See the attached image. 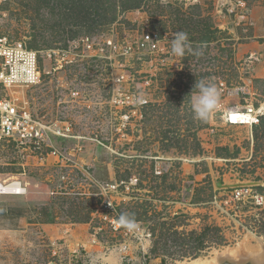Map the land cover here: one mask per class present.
<instances>
[{
    "label": "rangeland",
    "instance_id": "rangeland-1",
    "mask_svg": "<svg viewBox=\"0 0 264 264\" xmlns=\"http://www.w3.org/2000/svg\"><path fill=\"white\" fill-rule=\"evenodd\" d=\"M255 6L264 7V0H144L113 23L105 21L109 7L105 16L90 15L88 26L75 27L58 0H5L0 31L36 47L41 73V84L13 87L9 96L36 118L70 123L76 137L51 136L52 146L72 153L67 163L0 143V181L18 180L25 190L0 194V264H183L222 249L248 257L264 247V118L254 127L227 126L221 111L194 120L186 98L199 79L244 88L249 67L253 84L246 91L264 98V32ZM151 31L168 33L169 41L187 32L202 55L173 56L168 41L167 65L158 67L146 91L150 104L140 109L142 117L128 119L111 101L120 70L92 59L107 37L123 43ZM209 31L213 40L200 43ZM91 33L97 49H85L71 63L44 56L61 47L62 37ZM144 59H122L123 70L141 78L139 72L152 70ZM243 98L226 104L245 106ZM121 182L131 189L122 184L112 197L116 212L96 213L100 189ZM236 189L251 190L249 199L233 202ZM216 202L227 213L217 212ZM122 213L134 215L136 231H112L109 221ZM247 262L255 260L232 263Z\"/></svg>",
    "mask_w": 264,
    "mask_h": 264
},
{
    "label": "built area",
    "instance_id": "built-area-1",
    "mask_svg": "<svg viewBox=\"0 0 264 264\" xmlns=\"http://www.w3.org/2000/svg\"><path fill=\"white\" fill-rule=\"evenodd\" d=\"M5 0H0V9ZM169 41L168 33L161 35L156 31L145 32L139 40H125L123 43L116 41L114 37L103 39V49L95 55L92 61H101L108 64L109 68H116L120 73L112 81V104L123 110V117L130 119L131 116H143L140 109L150 104L146 91L149 90L156 77L155 71L167 65V58L170 51L167 49ZM97 49L94 38L83 36L79 40L69 42L67 48L49 49L45 51L44 56L49 60H54L58 64L71 63V57L82 55L85 49ZM144 55V62L152 69L150 71L139 72L141 78H137L131 73L123 70L127 65L121 62L122 59H128L134 55ZM84 58V56H82ZM250 62L253 59L250 58ZM122 69V70H121ZM118 70V71H119ZM137 73V74H139ZM249 76L245 81L243 88L240 85L232 88L227 81L219 80L218 88L222 93V106L215 112H224L222 122L231 127H254L261 123L264 118V98L257 100L256 94L248 93L246 90L253 84L250 67L245 71ZM41 84V73L39 68V51L31 49L21 40L11 39L0 31V143H14L19 149L26 151H35L40 157L53 156L62 163L70 161L71 152H63L50 144L51 136L70 139L75 138L73 126L68 122H47L43 119L36 118L34 114L19 105L8 94V89L13 87H31ZM124 85L128 88L124 90ZM133 87V92L128 91ZM236 95H242L245 106H228L226 100ZM74 98L79 97L78 92H73ZM241 116L240 119H233V116ZM212 116V115H211ZM137 182V180H136ZM125 182L115 185L103 186L97 196L100 198L96 206L97 212L112 211L116 212L115 200L112 198L119 193L121 185ZM128 191L131 189V183L127 186ZM120 195V194H119ZM251 195L249 189H236L233 192L231 200L235 203L246 202ZM257 203L263 201V197H256ZM217 204V212L227 213L222 204ZM111 212V214H112ZM114 215V214H113ZM117 216L110 220V226L114 233L122 234L125 232L123 227L117 224ZM103 220V219H102ZM105 220H108L105 217ZM127 234V233H126ZM96 234L93 240L97 238Z\"/></svg>",
    "mask_w": 264,
    "mask_h": 264
},
{
    "label": "clouds",
    "instance_id": "clouds-1",
    "mask_svg": "<svg viewBox=\"0 0 264 264\" xmlns=\"http://www.w3.org/2000/svg\"><path fill=\"white\" fill-rule=\"evenodd\" d=\"M169 42L173 56L182 58L186 53L195 56L202 55L201 51L193 49L187 32L179 31L174 33ZM221 97L222 93L216 84L206 79L196 80L193 90L186 97L193 114V119L207 121L222 106ZM116 222L129 232H134L139 228L138 221L130 213L120 214Z\"/></svg>",
    "mask_w": 264,
    "mask_h": 264
},
{
    "label": "trees",
    "instance_id": "trees-1",
    "mask_svg": "<svg viewBox=\"0 0 264 264\" xmlns=\"http://www.w3.org/2000/svg\"><path fill=\"white\" fill-rule=\"evenodd\" d=\"M144 0H121V1H115V0H95L92 3H88L86 0H76L71 1L72 4L68 5L62 0H58V2L63 5L62 9H66L70 13L66 16L65 20L69 23V25L75 26V27H86L90 23V15L99 16V15H106L109 13L108 9L111 8V17L109 19H106V23H113L117 20L119 13H125L126 11H133L136 9H139L142 5V2ZM47 6V5H45ZM121 6L120 8H118ZM92 8L94 11L92 12ZM103 18V17H102ZM105 18V17H104ZM93 21V20H92ZM98 23V20H97ZM210 32V31H209ZM91 34H83L79 36L78 34H73L69 39L61 38L60 40H57L56 42L62 43L61 47L58 48H67L69 45V42L77 40L78 37L83 36H89ZM200 43H206L213 40L212 33H205L204 36H201L199 39ZM31 49L36 50L34 45L28 46ZM208 230H211L209 227ZM203 235L197 237V240H200V237L202 238ZM203 242H200V245ZM199 245V246H200ZM199 247H195V250H199ZM198 254H194V257H197Z\"/></svg>",
    "mask_w": 264,
    "mask_h": 264
},
{
    "label": "bare ground",
    "instance_id": "bare-ground-1",
    "mask_svg": "<svg viewBox=\"0 0 264 264\" xmlns=\"http://www.w3.org/2000/svg\"><path fill=\"white\" fill-rule=\"evenodd\" d=\"M241 116H233V119H240ZM25 190H23L21 183L18 180L11 181H0V194H10V195H22ZM263 244V243H261ZM243 250V249H242ZM242 253V252H241ZM240 253V250L234 249H222L216 251L214 256L211 258H197L190 262L183 264H222L224 261L227 262H243L247 258L255 260V264H264V247L260 245L258 250L250 252L248 257H244ZM252 263V262H251Z\"/></svg>",
    "mask_w": 264,
    "mask_h": 264
},
{
    "label": "crops",
    "instance_id": "crops-1",
    "mask_svg": "<svg viewBox=\"0 0 264 264\" xmlns=\"http://www.w3.org/2000/svg\"><path fill=\"white\" fill-rule=\"evenodd\" d=\"M252 12H253V17H254V14L256 15L254 17V19H257V21H258L257 25L259 26V29L261 30V32H264V26H263V24H264V7L255 6L254 9L252 10ZM256 29H258V28H256ZM251 46L252 47L254 46L255 50H256V48H260L258 43H253Z\"/></svg>",
    "mask_w": 264,
    "mask_h": 264
},
{
    "label": "water",
    "instance_id": "water-1",
    "mask_svg": "<svg viewBox=\"0 0 264 264\" xmlns=\"http://www.w3.org/2000/svg\"><path fill=\"white\" fill-rule=\"evenodd\" d=\"M222 264H255V263H251V262H247V263H232V262L224 261Z\"/></svg>",
    "mask_w": 264,
    "mask_h": 264
}]
</instances>
